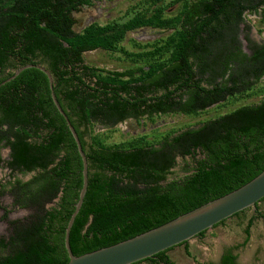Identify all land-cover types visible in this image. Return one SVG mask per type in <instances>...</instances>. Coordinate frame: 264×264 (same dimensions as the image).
I'll list each match as a JSON object with an SVG mask.
<instances>
[{"label": "trees", "instance_id": "trees-1", "mask_svg": "<svg viewBox=\"0 0 264 264\" xmlns=\"http://www.w3.org/2000/svg\"><path fill=\"white\" fill-rule=\"evenodd\" d=\"M90 4L0 0V84L21 66H44L87 159V190L69 232L75 256L160 226L264 170V99L241 103L264 95V44L250 38L249 26L247 52L239 39L244 14L264 23V0H146L144 11L133 7L120 19L75 31L73 12ZM176 4L177 13L165 15ZM140 28L169 33L148 43L132 40L134 51L127 50L126 34ZM95 49L118 52L136 66L105 71L85 63L83 53ZM230 104L196 127L159 137L110 142L92 129L96 122L197 116ZM1 147L9 148L5 164L11 173L33 174L6 184L13 205L30 212L10 221L9 235L0 237V264H66L64 233L82 186V161L51 99L48 78L35 67L0 85ZM177 157L194 160L183 175L169 178ZM257 204L255 215L264 220ZM254 218L247 220L244 244ZM187 243L179 245L190 256ZM172 248L133 264H172ZM236 259L227 247L218 264Z\"/></svg>", "mask_w": 264, "mask_h": 264}, {"label": "rangeland", "instance_id": "rangeland-1", "mask_svg": "<svg viewBox=\"0 0 264 264\" xmlns=\"http://www.w3.org/2000/svg\"><path fill=\"white\" fill-rule=\"evenodd\" d=\"M146 6V0H91L88 6H82L78 12H73L76 21L73 29L80 31L90 23L104 24L112 19H120L125 13L135 8L143 10ZM178 4L174 5L165 15H175L178 11ZM246 26H249V36L255 42L264 44V23L260 17L254 14H244V23L241 24L239 39L242 47L245 48L246 42L244 34ZM169 33V30H158L152 28H140L127 33L122 45L129 51H134V41L148 43L157 38H162ZM85 63L94 67L104 68L112 71H123L136 66L135 63L128 61L118 52H107L101 49H95L83 53ZM264 84V78H263ZM264 99V95L254 96L244 100L241 103L254 104ZM232 108L231 104L227 107H210L203 114L185 115L181 113H169L152 118L127 119L118 123L114 127H104L94 124L92 129L95 133L103 134L107 141L126 140L133 136L146 134L148 136L159 137L160 134L170 130H179L186 127H196L200 121L222 113ZM152 138V137H151ZM0 156V237H7L10 233L9 222L16 219L25 218L29 210L14 206L12 197L7 192L6 184L13 177L21 180H28L33 173H11L6 166L9 159V148L1 147ZM200 155L197 154L196 158ZM194 158L177 157L176 165L172 168L169 178L178 177L184 174V169L192 166ZM258 209L264 212V200L258 203ZM255 216L252 226L249 229L248 241L245 240V227L247 220ZM233 248V253L237 254V264H264V220L256 217L255 209L248 208L238 216L228 218L224 223L206 231L201 237H194L188 242L190 256L185 252L183 245H177L167 252L172 264H205L207 262H216L224 248ZM138 264H150L141 262Z\"/></svg>", "mask_w": 264, "mask_h": 264}, {"label": "water", "instance_id": "water-1", "mask_svg": "<svg viewBox=\"0 0 264 264\" xmlns=\"http://www.w3.org/2000/svg\"><path fill=\"white\" fill-rule=\"evenodd\" d=\"M29 67H35L47 76L51 90V99L58 112L64 118L76 143L82 161V186L78 194V199L74 205V210L67 221L64 233V247L68 255V262L66 264H133L146 258L153 257L155 254L168 248L175 247L182 242L189 241L202 231L210 230L217 223L232 217L238 212L248 208H255L256 204L264 198L263 170L240 187L216 199L208 201L193 210L181 214L160 226L113 245L78 256L73 255L69 244V232L87 190V159L82 150L77 132L56 99L52 86L53 78L44 66L35 64L21 66L1 84L14 79L22 70Z\"/></svg>", "mask_w": 264, "mask_h": 264}, {"label": "flooded vegetation", "instance_id": "flooded-vegetation-1", "mask_svg": "<svg viewBox=\"0 0 264 264\" xmlns=\"http://www.w3.org/2000/svg\"><path fill=\"white\" fill-rule=\"evenodd\" d=\"M133 32V31H132ZM127 35V34H126ZM243 48V47H242ZM243 50L244 51H246L247 52V49H246V46H245V48H243ZM85 53V52H84ZM101 69H104V68H101ZM105 71H112V70H107V69H104ZM145 118L147 117V118H149L147 115H145L144 116ZM142 118V117H141ZM141 118H133V117H129V118H127V119H136V120H138V119H141ZM127 119H125V120H123L122 122H124V121H126ZM118 123H121V122H118ZM117 123V124H118ZM94 124H99V125H101V126H104V127H107V128H110V127H114V126H116L117 124H114V125H104V124H102V123H98V122H96V123H94ZM93 124V125H94ZM83 129V126H80V130H82ZM245 211V210H244ZM243 212V211H242ZM220 257H221V255H220ZM220 257H219V259L217 260V262H213V263H216V264H218L219 262H220ZM208 263V262H207Z\"/></svg>", "mask_w": 264, "mask_h": 264}, {"label": "crops", "instance_id": "crops-1", "mask_svg": "<svg viewBox=\"0 0 264 264\" xmlns=\"http://www.w3.org/2000/svg\"><path fill=\"white\" fill-rule=\"evenodd\" d=\"M259 202H260V201H259ZM259 202H258V203H259ZM257 207H258V204H257ZM254 209H255V208H254ZM258 210H259V209H258ZM223 223H224V222H223ZM188 242H189V241H188ZM187 245H188V243H187ZM183 246H184V245H183ZM224 249H225V248H224ZM222 252H223V251H222ZM221 254H222V253H221ZM216 262H217V261H216Z\"/></svg>", "mask_w": 264, "mask_h": 264}]
</instances>
